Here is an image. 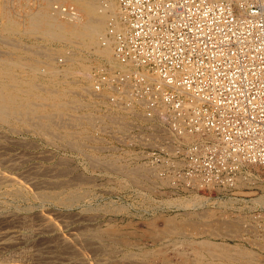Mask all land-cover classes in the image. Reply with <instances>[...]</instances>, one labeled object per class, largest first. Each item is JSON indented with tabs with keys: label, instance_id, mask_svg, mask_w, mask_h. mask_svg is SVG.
<instances>
[{
	"label": "built area",
	"instance_id": "built-area-1",
	"mask_svg": "<svg viewBox=\"0 0 264 264\" xmlns=\"http://www.w3.org/2000/svg\"><path fill=\"white\" fill-rule=\"evenodd\" d=\"M112 1L118 13L108 14L98 42L112 41L117 67L91 69L80 150L97 144L110 157L130 155V165L147 169L130 172L133 182L135 175L154 197L209 189L210 198L237 200L234 191H247L249 173L256 176L247 165L264 169V0H99V9ZM51 9L76 14L71 3ZM54 59L63 65L60 53ZM72 158L93 187L119 174L79 153ZM224 214L248 216L245 239L264 249V207Z\"/></svg>",
	"mask_w": 264,
	"mask_h": 264
},
{
	"label": "rangeland",
	"instance_id": "rangeland-1",
	"mask_svg": "<svg viewBox=\"0 0 264 264\" xmlns=\"http://www.w3.org/2000/svg\"><path fill=\"white\" fill-rule=\"evenodd\" d=\"M43 2L45 1L41 0V3ZM52 2H54V0L48 1V3ZM58 2L73 4L71 0H58ZM28 4H30V0H0V12H4V10L9 7L12 19L19 20L28 9H33L34 6L30 7ZM3 16L0 15V27L1 22L4 21ZM3 39H9L10 41L7 40L8 43L14 47L9 46L7 41L5 42ZM12 39L17 43L13 42ZM0 41V56L4 55L3 52H8L7 54L9 56H17V54L22 53V51L27 53L30 48L27 43H40V45L43 43L37 36L31 35L25 37L17 35L16 33L7 34L1 29ZM15 45L17 47H15ZM25 47L27 48L25 49ZM62 47H64V45H62ZM58 48L59 47L53 48V52L58 51L54 54L59 53L60 48ZM26 55H28V58L32 56L36 60V65L40 66V68L42 67L43 63L40 64V62L43 61V55L39 56L37 53L31 55L29 52ZM47 58L44 61H46ZM23 59L26 60V57ZM93 61L99 62L103 60L96 59ZM110 67L113 68L114 66ZM15 72H18V69H16ZM15 75L19 76L17 74ZM8 121L9 122L0 121V229H2L0 230V241H5L7 237L11 235L15 237L18 235L17 237H19L23 236L21 234H24V238L16 237L15 242H11L12 244L6 242L3 244L4 246L0 245L1 262L7 261L5 257H8V260H11L15 264H62L67 260L68 262L72 261L76 264L101 262V264H137L139 256L137 255L136 258V256L134 257L132 255H134L135 252L141 251L143 253L147 252L149 255L146 254L148 256L147 260L145 259L146 264H162L161 258L164 257L172 264H180V258L177 256L175 250H180L181 248L182 250H186V252H189V250L184 247L178 249L173 248V245L179 244V242L173 243V241L176 242L175 240L179 239H207L212 242L243 247L259 255L258 257L260 258L262 256L261 261H263L264 249L253 247L245 239L247 234L244 233L242 223H249L250 218H248V216H237V218L229 217L226 216L224 212L232 213L233 211L235 213L247 214L250 210L254 209L256 205L264 207V202L259 205L252 201V199L254 200L264 195V169L253 167L256 168L255 170L253 169L256 172V176L252 177L251 173H249L250 178L253 179V183L250 186L251 188L247 191L242 189L235 190L234 194L237 195V200L230 197L224 200L210 198L214 195L213 193L187 192L188 195H194L195 193L204 198L213 201L217 200V203H221L212 204V201H209L202 209H197L198 212H196L197 210L195 211L196 214L199 215L197 216L194 212L192 213L191 210L170 207L166 202L169 199H174L173 197L184 195L177 194L175 196L154 197V193L151 192V187L148 184H141V182L135 179V175H133V182L132 174L128 172L126 175L124 173H122L123 175L120 173L111 175L109 183L94 185V188L90 180L79 176L80 172L76 167L77 164H75L76 159L72 158L79 152L69 148L63 149L58 145H48L42 137L34 135L32 129L28 127L24 128L23 123L22 125L18 124L14 127L9 119ZM29 129L33 132H28ZM52 142L56 143V140L52 138ZM47 146H51L54 150L46 149ZM56 149L62 152L60 153L56 151ZM99 154L105 156L107 159L112 158L110 157L111 155H106L102 152H99ZM80 155L84 156L83 154ZM115 155H120V153H115ZM118 160L119 162L121 161L120 159ZM134 165L135 164H129L128 168L131 169ZM102 180L104 181V179ZM124 182L126 185L120 188L119 186L125 184ZM18 187L23 192L22 196L15 195L17 192H14V190L18 189ZM74 190L75 192H84V196L79 203L72 204L71 206L62 205L53 198H45V201L39 198H33V194L38 192H74ZM187 194H185V196H188ZM188 213H192V215H188ZM3 219L4 222H2ZM165 219L173 221L187 220L189 223L192 222L195 228L192 227L183 230L178 228L177 224H171V226L166 225L164 224ZM220 222H222V224ZM203 224H205V228ZM217 227L218 230H216ZM248 228L250 227H247V231L249 230ZM30 229L33 230V232ZM95 229L98 230L96 232L100 231L106 233L103 236L108 239L106 238L99 241L93 240V238L89 240L82 237L84 238L83 240L88 242V244H81L83 246L82 251L85 249L83 255L76 252L68 253L63 249V242L72 241L73 239L76 240L77 238V242H82L81 237L79 239V235L82 236L83 232V235L90 233V235H92ZM34 230L37 233H35ZM225 233L228 235H225ZM229 235L232 237L229 238ZM237 235L240 238L237 237ZM29 236L31 238H29ZM10 245H12V247ZM92 247L96 251L95 256V253L93 256L89 253ZM18 251H22L23 253ZM86 252H88L90 256ZM125 254H131V256H127L129 259ZM22 255L23 257L25 255L28 257L23 258ZM188 255H191L190 252Z\"/></svg>",
	"mask_w": 264,
	"mask_h": 264
},
{
	"label": "bare ground",
	"instance_id": "bare-ground-1",
	"mask_svg": "<svg viewBox=\"0 0 264 264\" xmlns=\"http://www.w3.org/2000/svg\"><path fill=\"white\" fill-rule=\"evenodd\" d=\"M43 1L45 2L41 3V0H30V4L28 5H30V7L34 6L33 9H28L26 13L23 15V17L19 20L12 19V15L10 14L9 7H7V9H5L4 12H0L1 16L4 15L3 16L4 21L1 22V27H0V29L3 32L7 34L16 33L17 35L25 36V37L34 35L43 41L41 45L40 43H32V42L27 44H29L30 46L28 50L29 54L33 55L37 53V55L39 56L43 55L42 56L43 61H41L40 64L43 63L44 66L43 70L41 71L40 66H37L35 63L36 60L32 56L28 58V55H26L28 52L25 53L24 51H22L24 55L22 53H18L17 56H12V55L9 56L7 54L8 52L7 53L3 52L4 55L0 56V121L9 122L8 121L9 119L10 122L13 123L12 126L14 127H16L18 124L22 125L23 123L24 128L28 127L32 129L34 131V135L37 136L39 135L40 137H42L45 140V143H47L48 145L51 146L58 145L60 147H62L61 145H64V147H62L63 149L69 148L74 151L76 150V152L83 154L84 158L92 159L94 160L95 163L97 164L100 163L104 165L105 169H108L110 171H115L116 173H120L121 175H123L122 173L126 175L127 172L137 173L141 175L147 173V169L144 166H142V164H135L134 166H132V168L130 167L131 169L128 168L131 161L130 155L128 153L127 154L129 156L122 157L121 159H123V161L121 160L122 162L121 161L119 162L118 155L113 156L111 160L99 154V152H101L100 148H102V146H98L96 144V146L93 148L85 147L87 149V151L85 152H82L80 150L81 146H79L82 140L87 138V132H88L87 115L89 110H91L92 108L90 103L92 102L91 100L92 98L88 94L90 92L88 91L87 93V90L89 89L92 82L91 69L94 66V64L96 65L102 62H105V64L108 65L109 69L111 68L110 66H114L113 68L117 67V63L115 62L112 53V41L108 40L106 45L104 46H100L98 42L99 39H101L100 37L103 36L105 29L104 25L106 24V19L108 17V14L117 15L118 13V7L116 2L112 1L109 4L106 11H101L99 9V0H71L72 3L74 4L76 14L74 17L70 18V17H63L59 15L56 11H52L51 9L52 3H57L58 0H54V2L52 3H48V1L50 0H43ZM117 23L115 22V26L118 29L124 28L123 26H119ZM7 40L10 41L9 39H6L5 42ZM13 42L16 41L14 40ZM62 45H64V47L66 46V48L69 49V52L67 54H65L66 50L63 49L64 47H62ZM9 46H13V45L9 44ZM15 47L17 46L15 45ZM57 47L60 48L59 53L62 56H64L63 65H58L56 63V60L53 58V56H55L54 53L58 52V51L53 52V48H57ZM26 48L27 47H25V49ZM24 57H26V60L23 59ZM46 58L47 60L44 61ZM96 59H102L103 61H99V62L93 61ZM16 69H18V72H15ZM15 74L19 76H16ZM30 129L28 132H33L30 131ZM52 138L56 140V143L52 142ZM247 167L249 169L251 168L255 170L256 168L253 167L259 168V165L251 163L248 164ZM128 177L131 178L130 176ZM125 185L126 183L121 184L119 187L122 188ZM185 190H186L185 192L188 191L187 188H185ZM14 192H17L15 193V195L17 194L19 196L20 195L22 196L23 193L22 190L19 189V187L18 189L14 190ZM198 193L211 194L213 192H211V190L208 189L207 192L199 190ZM83 196H84V192L81 191L75 192V190L74 192L73 191H66V192L60 191L54 193L38 192L33 194V198H39L41 200H44L45 198H53L58 203L65 206L66 205L71 206L72 204L79 203L83 199ZM173 198L174 199H169L167 201L165 200L170 207L191 210L192 213L194 212L195 215H197L196 214V212H198L197 209L199 210L202 209L203 206L207 205L206 203H208L209 201H212L211 202L212 204L217 203V200L213 201L195 193L194 195L193 194L188 196L184 195ZM263 200H264V195H261L255 198L254 200L252 199L253 203L259 205H261V203L264 202ZM217 204H221V203H217ZM192 213H188V215L190 214L192 215ZM164 221H165L164 224L170 226L171 224H177V227L183 230L190 229L192 227L195 228V225H193L191 219H190L191 223H189L187 220L173 221V220L165 219ZM2 222H4V219ZM220 223L222 224V222ZM203 225L205 228V224ZM216 230H218V227ZM31 231L33 232V230ZM96 231L98 230L95 229L92 235H90L91 233L87 235L86 234L83 235L84 232L82 233V236L79 235V239L81 237L82 242L79 241L77 242L78 238L77 239L75 238L76 240L73 239L72 241L63 242L64 244L63 249L66 250L68 253L76 252V253H80V255L81 254L83 255L85 249H83L84 251H82L83 246L81 244H88V242L83 240L84 238L82 237H85L86 239L89 240H92L91 238H93V240H99V241H102L103 239L107 238L103 236L106 233L100 231L96 232ZM209 234H213V233H209ZM226 234L227 233H225V235ZM21 235L23 236L17 237L18 236L17 235L16 237L17 238L22 237L23 239L24 234ZM16 237L14 235L8 236L5 241L4 240L0 241V245H3L6 242H10V243L15 242ZM231 237L229 235V238ZM237 237L239 236L237 235ZM29 238L31 237L29 236ZM175 241L176 242L173 241V243L179 242V244L173 245L174 249L184 247L187 248V250H189L191 254L189 256L188 255L189 252H186V250H182V248L180 250H175L177 256L180 258L179 261L180 264H264L263 263L264 257H263V261H261L262 256L260 258L258 257L259 255L254 254L252 253V251H249L243 247L212 242L207 239H200V240L179 239ZM10 246L12 247V245ZM18 252H22V251H18ZM89 253L91 254V256H93L94 253H95L94 256L96 255V251L95 249H93V247L92 249L90 248ZM146 254L147 252L143 253L139 251L137 253L135 252V254L132 256L134 257L136 256L137 258L138 255L140 257V258L138 257L137 264H146L145 261L149 256L148 254H147L148 256ZM125 256L129 257L131 256V254H125ZM24 257H28V256L25 255ZM5 258L7 261H3V262L0 261V264H15L11 260H8V257ZM0 260H2V257ZM161 261L162 264H172L165 257L161 258ZM101 263H91V264H101ZM62 264H76V263L72 261L68 262L67 260Z\"/></svg>",
	"mask_w": 264,
	"mask_h": 264
}]
</instances>
